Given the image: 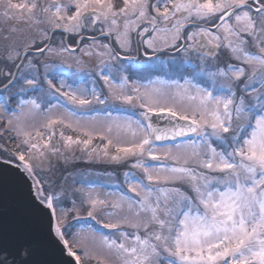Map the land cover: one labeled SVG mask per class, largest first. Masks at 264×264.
I'll return each instance as SVG.
<instances>
[{
	"label": "snow or ice",
	"instance_id": "obj_1",
	"mask_svg": "<svg viewBox=\"0 0 264 264\" xmlns=\"http://www.w3.org/2000/svg\"><path fill=\"white\" fill-rule=\"evenodd\" d=\"M6 197L0 264H264V0H0Z\"/></svg>",
	"mask_w": 264,
	"mask_h": 264
},
{
	"label": "water",
	"instance_id": "obj_2",
	"mask_svg": "<svg viewBox=\"0 0 264 264\" xmlns=\"http://www.w3.org/2000/svg\"><path fill=\"white\" fill-rule=\"evenodd\" d=\"M0 224L9 230L29 227L28 223L24 220L20 209L8 197L5 198L2 206H0ZM41 258L55 259L56 257L53 253L47 251L41 256Z\"/></svg>",
	"mask_w": 264,
	"mask_h": 264
},
{
	"label": "rangeland",
	"instance_id": "obj_3",
	"mask_svg": "<svg viewBox=\"0 0 264 264\" xmlns=\"http://www.w3.org/2000/svg\"><path fill=\"white\" fill-rule=\"evenodd\" d=\"M82 166V165H81Z\"/></svg>",
	"mask_w": 264,
	"mask_h": 264
}]
</instances>
